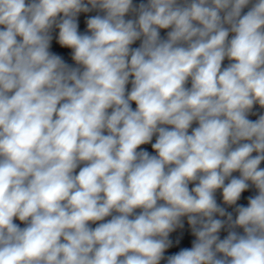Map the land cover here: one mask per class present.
I'll return each mask as SVG.
<instances>
[{"label": "clouds", "instance_id": "obj_1", "mask_svg": "<svg viewBox=\"0 0 264 264\" xmlns=\"http://www.w3.org/2000/svg\"><path fill=\"white\" fill-rule=\"evenodd\" d=\"M0 264H264V0H0Z\"/></svg>", "mask_w": 264, "mask_h": 264}]
</instances>
